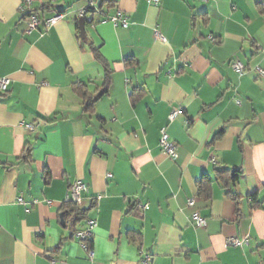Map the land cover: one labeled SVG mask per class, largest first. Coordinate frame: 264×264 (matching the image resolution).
I'll use <instances>...</instances> for the list:
<instances>
[{
    "label": "crops",
    "instance_id": "crops-1",
    "mask_svg": "<svg viewBox=\"0 0 264 264\" xmlns=\"http://www.w3.org/2000/svg\"><path fill=\"white\" fill-rule=\"evenodd\" d=\"M25 1L0 0V78L11 79L0 91V264H141L145 254L152 264H264V0H96L84 32L88 0H33L51 7L41 16L65 18L32 33ZM118 9L129 26L107 19ZM96 52L113 84L90 113L73 86H101ZM164 126L177 160L160 146ZM219 167L242 170L237 199L220 182L211 199L200 195L197 182ZM75 180L90 186L93 258L75 235L88 219L62 216Z\"/></svg>",
    "mask_w": 264,
    "mask_h": 264
},
{
    "label": "built area",
    "instance_id": "built-area-1",
    "mask_svg": "<svg viewBox=\"0 0 264 264\" xmlns=\"http://www.w3.org/2000/svg\"><path fill=\"white\" fill-rule=\"evenodd\" d=\"M152 3L158 4L159 0H148ZM207 1V0H202ZM21 12L23 14V18L26 23V33H32L34 30L38 29L40 26H44L45 28H51L59 21L65 18V13L63 11H57L53 15L49 17L41 16L38 11L33 8V0H26L24 4L21 5ZM97 10L96 8V0H88L86 5L81 8L79 11V19H84L86 23L95 24L94 13ZM108 20L114 22V24H121L124 27L129 26V20L124 11L118 9L117 12L111 16L107 17ZM157 37L161 40H165V37L161 35L158 31L156 33ZM210 39L216 41V38L213 35H210ZM232 66L236 72L240 75H243L246 72V64L240 59H234L232 61ZM259 72L262 76H264V70L259 69ZM11 84V79L7 76L0 78V91L6 92L8 91ZM180 113V108H174L170 115L168 116V121L172 122ZM39 125L37 123H28L26 124V128L28 131H36ZM160 146L162 150L173 160H177L179 156L178 144L171 139V136L167 130V127H163L161 129V138H160ZM90 193V186L82 181L75 180L73 181L68 190L67 199L68 201L77 204L79 207L84 205V201L87 195ZM94 200H99L102 198L101 194L91 196ZM195 199L191 198L188 200L189 206H194ZM140 208L148 209V205H139ZM193 219L197 227H205L207 224V219L202 216L199 212H195L193 214ZM98 223L95 219H88L87 224L83 229L77 231L76 236L80 241L82 247L88 251L89 257L93 258L95 256V252L93 249L87 247V241L93 235L95 228ZM248 244V240L245 238L239 237H230L228 239V245H236V246H244ZM141 264H152V256L150 254H145L141 259Z\"/></svg>",
    "mask_w": 264,
    "mask_h": 264
},
{
    "label": "trees",
    "instance_id": "trees-1",
    "mask_svg": "<svg viewBox=\"0 0 264 264\" xmlns=\"http://www.w3.org/2000/svg\"><path fill=\"white\" fill-rule=\"evenodd\" d=\"M104 1H113V0H104ZM45 9H51V7L44 5L38 12ZM96 58L99 60L105 67V77L101 86L96 89H89L88 85L83 82L75 83L74 91L83 99L84 111L93 113L95 111V104L105 95H107L113 84V72L110 67V64L96 52ZM32 159V145L28 144L22 156V161L30 162ZM216 178H211L208 174L204 176L197 182L198 190L201 196L205 199H211L213 195L214 182H220L222 186L227 189L228 194L232 195L234 199L236 198L235 188L239 181L240 176L242 175L241 169H229L227 167L216 168ZM83 207V206H82ZM79 207L77 204H74L71 201H68L64 206L63 216L65 220L68 218L72 219V224L77 225L78 223L88 219V209ZM77 233V231H76ZM75 233V235H76ZM94 233V232H93ZM92 238V236H91ZM88 239L89 240H91Z\"/></svg>",
    "mask_w": 264,
    "mask_h": 264
},
{
    "label": "water",
    "instance_id": "water-1",
    "mask_svg": "<svg viewBox=\"0 0 264 264\" xmlns=\"http://www.w3.org/2000/svg\"><path fill=\"white\" fill-rule=\"evenodd\" d=\"M79 25H80L81 31L84 32V30H85V25H86L85 20H84V19H80V21H79ZM62 216H63V215H62ZM62 222L65 223L64 220H63V218H62Z\"/></svg>",
    "mask_w": 264,
    "mask_h": 264
}]
</instances>
